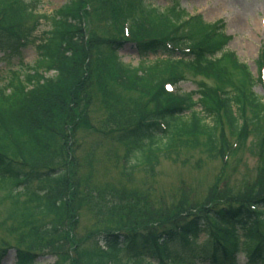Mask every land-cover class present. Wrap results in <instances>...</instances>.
Returning a JSON list of instances; mask_svg holds the SVG:
<instances>
[{
	"label": "trees",
	"instance_id": "trees-1",
	"mask_svg": "<svg viewBox=\"0 0 264 264\" xmlns=\"http://www.w3.org/2000/svg\"><path fill=\"white\" fill-rule=\"evenodd\" d=\"M147 1L105 0L104 24L114 37L101 39L84 31L86 0H68L50 16L36 12L37 0H0V53L24 68L0 87V206L7 204L5 221L23 244L14 239L16 264H34L39 252L55 254L59 264H121V255L130 264H237L240 254L244 264H264V183L252 196L220 197L159 227L103 232L76 262L63 248L76 218L74 134L97 129L89 119L95 94L109 105L99 133L133 158L123 168L126 178L136 168L152 173L160 157L181 148L212 158L224 153L226 127L240 142L252 138L250 151L264 166V96L252 91L264 81V48L254 78L224 49L221 23L184 20L176 6L160 11ZM47 19L50 29L36 36ZM128 38L145 39L133 49L156 61L122 64L116 43ZM30 46L36 59L26 65L22 50ZM186 72L199 78L193 92L165 91ZM3 255L0 249V262Z\"/></svg>",
	"mask_w": 264,
	"mask_h": 264
},
{
	"label": "rangeland",
	"instance_id": "rangeland-1",
	"mask_svg": "<svg viewBox=\"0 0 264 264\" xmlns=\"http://www.w3.org/2000/svg\"><path fill=\"white\" fill-rule=\"evenodd\" d=\"M37 1L36 12L50 16L68 0ZM104 1L86 0L85 12H88V16H85L84 27L87 33L94 32L97 38L110 39L114 33L104 24L107 9L102 4ZM147 4L160 10L178 4L187 16L200 14L203 21L209 24L222 21L224 34L230 36L226 49L247 65L251 75L256 77L254 62L264 42V0H148ZM49 24V19L41 20L35 35L41 37L50 29ZM117 55L122 63L131 67L139 62L149 66L156 60L153 56L140 59L131 45L124 46ZM5 58L0 53V85L9 78L10 73L24 70L17 57L10 60ZM35 59L32 46L22 50L23 64L31 65ZM198 79L186 72L185 81L179 84V89L193 92ZM252 91L257 96L264 94L260 85H255ZM91 111L93 120H100L104 115L98 104ZM229 133V130L223 133V140L227 142L225 152L214 158L200 149L174 150L168 158L158 160L152 173L136 170L130 178L125 179L117 159L122 147L103 144L92 149L94 143L102 141L100 135L83 128L78 130L74 134L77 166L73 167L72 173L76 189L72 213L76 218L71 222L69 231L72 239L69 237V245L63 246L64 250L70 251L67 252L69 259L76 262L82 252L91 250L93 239L103 232L119 234L129 229L155 228L161 222L168 221L169 216L178 220V215L183 216L181 211L191 209L195 212L200 206L220 197L244 198L254 195L259 184L264 183V166L250 151L252 138L240 143L237 141L233 147L236 139L229 137ZM6 206H0V245L12 249L16 239L23 248L18 240L20 235L9 227L8 220L5 221ZM14 250L4 255L2 264L16 263ZM66 259L65 256L64 261ZM120 263L130 264L124 255L120 256ZM35 264H59V261L55 254L39 252ZM239 264H243L242 257Z\"/></svg>",
	"mask_w": 264,
	"mask_h": 264
},
{
	"label": "bare ground",
	"instance_id": "bare-ground-1",
	"mask_svg": "<svg viewBox=\"0 0 264 264\" xmlns=\"http://www.w3.org/2000/svg\"><path fill=\"white\" fill-rule=\"evenodd\" d=\"M199 2H207L208 0H198Z\"/></svg>",
	"mask_w": 264,
	"mask_h": 264
}]
</instances>
